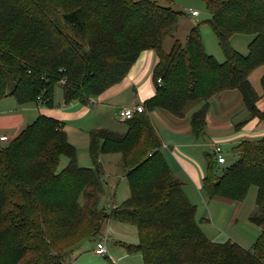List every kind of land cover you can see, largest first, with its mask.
I'll return each mask as SVG.
<instances>
[{
  "label": "trees",
  "instance_id": "1",
  "mask_svg": "<svg viewBox=\"0 0 264 264\" xmlns=\"http://www.w3.org/2000/svg\"><path fill=\"white\" fill-rule=\"evenodd\" d=\"M159 1L0 0V101L11 97L24 106L40 98L55 108L59 92L58 106L85 104L121 83L143 51L158 58L155 95L124 122L127 131L89 133L92 168L77 165L62 122L45 114L0 145V264H66L110 220L135 227L138 242L126 250L138 252L142 264H264V135L230 148L232 162L212 154L203 164L208 200L242 203L256 188L249 221L260 236L246 250L204 234L150 119L159 111L183 120L189 105L200 104L187 119L199 141L212 100L236 92L248 119L264 123V74L262 95L249 80L264 66V0H204L223 62L205 52L198 26L165 53L182 14ZM235 36L252 38L246 55L231 47ZM106 155H120L128 185L118 206L100 205L106 183L99 158ZM62 157L68 163L58 171Z\"/></svg>",
  "mask_w": 264,
  "mask_h": 264
},
{
  "label": "crops",
  "instance_id": "2",
  "mask_svg": "<svg viewBox=\"0 0 264 264\" xmlns=\"http://www.w3.org/2000/svg\"><path fill=\"white\" fill-rule=\"evenodd\" d=\"M157 62V55L153 51H143L123 81L99 96L95 105L75 103L68 107L38 108L36 103L20 106L17 105L13 98H5L0 101V136L7 135L9 138L14 139L25 127L33 123L40 115L45 114L62 122L69 141L68 128L70 127L71 120L83 118L88 112H91L90 110L93 106H101V113L104 115L101 121L113 127V129L108 130L124 134L127 128L125 123L119 120L118 112L123 108H134L139 105L145 106L146 101L155 95V84L152 80V74ZM235 96L234 92H227L217 97L220 111H213V106H210L206 115V130L204 136L199 141L191 134L187 120L191 113L187 114L186 119L183 120H177L159 111H153L150 114L151 122L162 141L163 155L169 167L175 178L182 185L184 183L187 187L193 189L194 193H189L195 196L196 201L201 196L204 163L195 159L192 154L193 148L200 149L204 146L208 147L209 143H214L212 139L219 140L224 144L231 143L230 148H232L242 140L257 139L264 135V124H258L259 121L257 119L248 120L247 113L240 108V104H238L239 102ZM98 112L96 111L97 114ZM94 118V115H92L89 121L94 120ZM66 124H68L67 128ZM96 129L107 128L97 127L93 130ZM78 131L82 133L81 129ZM84 133L88 135L87 132L84 131ZM207 139L210 141L207 142ZM218 144L220 143H216V145ZM213 146H211L212 151ZM99 162L102 169H104L102 166L103 156L99 158ZM115 166L114 173L116 174V168L118 169L119 167V160L117 159H115ZM104 172L106 173V171ZM107 177L110 178V175ZM207 202H212L220 206L218 214H211L212 219L220 224L225 222L226 217V211H222V207L233 208V215L228 218L226 223L227 228L233 226V222L238 218L237 216L242 208L241 204L236 205L234 202L219 199H211V201L208 200ZM114 204L113 201L111 205ZM200 212V215L203 216L200 220V228L202 226L201 224H203L204 228L201 229L204 234L212 237V232L216 228L206 219L209 213L204 207H202ZM220 212H223L222 218L219 217ZM136 258L135 264H142L141 256ZM110 259L115 262L111 256Z\"/></svg>",
  "mask_w": 264,
  "mask_h": 264
},
{
  "label": "rangeland",
  "instance_id": "3",
  "mask_svg": "<svg viewBox=\"0 0 264 264\" xmlns=\"http://www.w3.org/2000/svg\"><path fill=\"white\" fill-rule=\"evenodd\" d=\"M159 2L161 4H164L165 7H169L172 10L180 12L182 14L179 20L177 33L173 37L166 39L163 44V50L165 53H168L170 51L176 41L183 45L186 42L189 32L194 27L198 26L205 52L208 55L213 56L218 62L224 61V56L218 46L217 40L212 33L209 25L207 24V21L210 20V13L206 9L204 0H160ZM188 10L196 11L199 15L196 18H193L188 15ZM251 41V37L235 36L230 43L231 47L234 50L242 55H246L247 46ZM263 74L264 66L255 70L249 77L253 88L259 95H262L260 79ZM234 95H236L235 97H237L236 100L239 102L238 104H240V108L243 109L240 96L236 92H234ZM60 101V93L58 92L56 93V96L54 98V106H58ZM95 102H97V98L95 99ZM36 104L38 103L36 102ZM43 104L44 103H42V105ZM210 106H213V111H220L219 102L217 103V98L212 100ZM44 107L47 108L46 105ZM199 107L200 104L189 105L187 108V114L194 112ZM259 108L261 110L264 109V98L261 99ZM101 109V106H93L90 110L91 112H88L86 116L80 119L71 120L70 122V127L68 128L69 142L76 150V162L79 167H93L89 152V133L97 127L113 129L112 125L101 121L104 116L101 113ZM96 111H99L98 114L96 113ZM92 115H94L95 118L94 120L89 121ZM67 126L68 124H66V128ZM79 129L82 130V133L78 131ZM84 131L87 132L88 135H86ZM212 140L214 141V143H209L208 147L204 146L200 149H192V154L195 159H197L199 162L202 161L204 163V159H206L207 155L214 154V151L211 150V146L219 145L222 150V156H224L225 159H229V162L235 160V158L231 157V153H229L231 143L224 144L219 140ZM209 141L210 140H208L207 142ZM215 142L220 144L216 145ZM115 159L120 161V155L103 156L102 166L104 168L103 170L106 171V173L104 172V181L106 184L103 186V195L100 200V205L103 207L110 206L111 204H113V201L117 206L121 205L129 195L128 185L125 178L123 177V172L120 166L118 167V169L116 168V174L114 173L116 167ZM67 163V158L62 157L59 162L58 171H61L67 165ZM108 175H110V178L107 177ZM182 186L184 192L186 193L185 195L187 199L193 205L197 206L196 220L199 223L201 222L200 220L203 217L200 215L202 207L207 209L209 214L206 219L211 225L215 226L216 228L212 232V237H209L206 234L208 238L218 242L232 240L239 244L241 247H244V249L246 248V250L252 248L253 244L260 236V228L249 221V217L255 209V198L257 193L256 188L251 187L242 203H236V205L241 204L242 208L239 211V215L237 216L238 218H236V221L233 222V226L227 228V220L233 215L232 207H222V211H226L225 222L222 224L216 223L212 219L211 214H218V209L220 206L212 202H207L208 198H205L204 194L202 193L199 200L196 201L195 196H192L189 193H194L193 189L187 187L184 183ZM222 213L223 212L219 213L220 218H222L223 216ZM201 225V228H204L203 224ZM104 229H106L107 242L105 244L108 254L104 256H97L93 253V250L97 242H102L104 238ZM103 230L97 240L85 241L78 248L69 253L65 259L66 264H106L107 258L110 259V256L116 264H135V259H137L136 257H140V254L135 251L128 252L126 250V246H134V244H137L136 241H138V238L135 227L110 220L104 224Z\"/></svg>",
  "mask_w": 264,
  "mask_h": 264
},
{
  "label": "built area",
  "instance_id": "4",
  "mask_svg": "<svg viewBox=\"0 0 264 264\" xmlns=\"http://www.w3.org/2000/svg\"><path fill=\"white\" fill-rule=\"evenodd\" d=\"M188 14L193 18H196L199 15L198 12L192 11V10H188ZM157 85H158V87L161 86V80L160 79L157 80ZM36 102L38 103V104H36L38 106V108H45L44 105H42V101L40 98H37ZM95 103H96L95 98H89L87 100L88 105H95ZM144 111H145L144 105H139V106H136L134 108H123L118 112V117H119V120H121L122 122H125V121L130 120L134 115L143 113ZM10 139L11 138H9L7 135L0 136V145L6 144L7 142H9ZM213 151H214V156L217 159V161L219 163H224L225 158L222 156L221 148L218 146H214ZM103 235H104V238H103L102 242H97L95 244V247H94V253L97 256H104V255L108 254L107 247L105 244L107 242L105 229L103 230Z\"/></svg>",
  "mask_w": 264,
  "mask_h": 264
}]
</instances>
